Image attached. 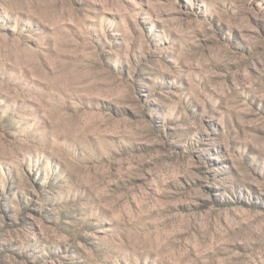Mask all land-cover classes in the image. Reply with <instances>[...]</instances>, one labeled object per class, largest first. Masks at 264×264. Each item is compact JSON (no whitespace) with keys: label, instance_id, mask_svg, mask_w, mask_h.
Returning <instances> with one entry per match:
<instances>
[{"label":"rangeland","instance_id":"374dc122","mask_svg":"<svg viewBox=\"0 0 264 264\" xmlns=\"http://www.w3.org/2000/svg\"><path fill=\"white\" fill-rule=\"evenodd\" d=\"M0 264H264V0H0Z\"/></svg>","mask_w":264,"mask_h":264}]
</instances>
